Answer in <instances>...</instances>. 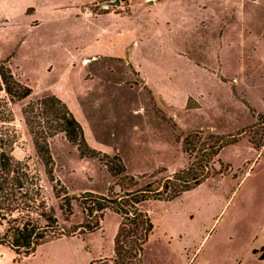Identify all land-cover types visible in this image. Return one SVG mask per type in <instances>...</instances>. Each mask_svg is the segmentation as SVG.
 <instances>
[{
    "label": "rangeland",
    "instance_id": "1",
    "mask_svg": "<svg viewBox=\"0 0 264 264\" xmlns=\"http://www.w3.org/2000/svg\"><path fill=\"white\" fill-rule=\"evenodd\" d=\"M33 1L44 9L43 1ZM259 1L262 10L245 8L239 25L219 39L200 38L198 31L206 30L203 25L209 30L222 26L225 11L210 7L199 23L193 0L168 1L166 6L178 4L185 12L174 16L166 7L155 9L157 0H104L81 7L85 19L112 12L124 17V53L118 56L98 55L103 42L88 25L66 23L79 11L58 10L55 27L42 24L34 33H25L23 25L10 26L0 16V60H7L15 78L31 88L29 97L11 104L10 126L15 131L11 156L39 174L60 226L75 231L27 257L0 246V264H88L89 248L104 258L112 256L110 235L116 216L105 212L104 234L97 230L79 234L76 227L84 224L85 216L78 202L72 200V215L65 217L52 196L55 184L44 173L21 114L22 106L49 95L71 111L87 145L109 155V160L101 155L100 159L119 166L112 159L117 155L125 167L122 175L113 176L102 160L81 157L62 133L53 135L47 139L53 177L70 197L85 192L113 197L124 190V175L159 172L141 179L144 184L192 163L199 173L197 166L209 161L204 180L208 184L172 201L141 204L153 223L142 256L145 263L185 264L186 256H193L194 264H234L236 256L241 264H259L251 256L264 255V0ZM133 12L135 20L141 17L147 38L137 39L131 47ZM24 35L41 43L36 61L30 62L31 51L20 47ZM112 45L116 43L109 36L108 46ZM156 47L164 54L160 56ZM45 59L50 67L42 70L39 63ZM236 133L241 136L235 149L226 148L221 157L201 156L216 137ZM187 135L190 154L182 146Z\"/></svg>",
    "mask_w": 264,
    "mask_h": 264
},
{
    "label": "trees",
    "instance_id": "2",
    "mask_svg": "<svg viewBox=\"0 0 264 264\" xmlns=\"http://www.w3.org/2000/svg\"><path fill=\"white\" fill-rule=\"evenodd\" d=\"M30 95L31 88L15 78L7 66V60H0V246L23 257L33 254L45 243L71 236L75 232L60 226L39 174L26 162L17 161L11 156L10 147L15 139V131L10 126L13 121L11 104ZM21 114L44 173L49 182L55 184L51 186V192L53 198L60 202L59 211L65 217L71 216V202L75 200L85 216L84 224L76 227L78 233L100 229L106 211L119 217L112 256L92 260L88 264H145L142 256L153 231V223L141 204L148 201H172L200 185L209 175V161L197 166L199 173L196 172V165L192 163L184 170L144 184H140L141 179L153 178L159 172L136 177L124 175L121 184L124 190L113 197L89 192L77 198L70 197L53 177L47 139L62 133L76 147L81 157L99 158L101 154L87 145L80 123L56 96L49 95L28 102L22 106ZM240 136L241 133H236L216 137L213 143L203 148L201 156H218L223 147L238 142ZM190 138L191 135H187L182 141L183 152L189 154L192 151L189 148ZM101 156L109 160V155ZM104 159L100 160L111 175L120 176L125 172V167L117 155L112 159L118 161L119 166Z\"/></svg>",
    "mask_w": 264,
    "mask_h": 264
},
{
    "label": "crops",
    "instance_id": "3",
    "mask_svg": "<svg viewBox=\"0 0 264 264\" xmlns=\"http://www.w3.org/2000/svg\"><path fill=\"white\" fill-rule=\"evenodd\" d=\"M43 1V6L44 9H39L36 7V5L33 3V0H0V16L3 17V21L7 24H10L16 27H18L19 25H23L24 26V32H29V33H34L37 30H39L42 24H45V26H49V27H55V23L57 22L56 19V12L58 10H76L79 11V14H72V19L71 18H66L65 21L67 22H71L73 21L74 24H80L83 23L86 26H89V30L90 32L93 34H97L99 33L100 39L102 40L103 44H102V48L99 51L98 55H102V56H118L120 54L124 53V49H123V33H124V17L122 15H120L117 12H112V13H102V14H96L94 15V17L91 15L89 17V19H85V15L86 13H83L81 11V7H86V6H90V5H95L98 3L103 2L104 0H41ZM168 1L171 0H157L156 3H154L153 5L156 6L155 9L158 8H168L170 10V13L174 16V15H182L184 14L183 11L180 10V6L178 4L176 5H171V6H166ZM173 1H177V0H173ZM65 3H69L70 5H68L67 7H62L59 8L58 6L61 4ZM116 2V0H115ZM194 5L197 6V8H199L198 12H197V21H199V23H203L204 21V17L206 16V14H208V8L212 7V9H215L216 7L223 9V11H225V14L227 16H225V18L220 21V22H224V24L222 26H217L215 29L216 30H209V28H207L206 26L203 25V27L206 28V30H204V28L201 31H198L199 33V37L200 38H206V37H210V38H221L224 36L225 32L228 30H230L231 28H235V26L238 24L239 25V17L242 18L244 15V10L245 8H252V7H256L262 10L261 7V2L259 0L254 1L258 4H253L251 2L248 3H244V2H239L238 0H213V4L211 5L210 2L206 1V0H193ZM169 5V4H168ZM255 8V9H256ZM224 16V15H223ZM222 16V17H223ZM67 17H69V15H67ZM132 18H133V22H132V26H131V35L133 36V38L135 39L134 42H132V45H135L137 39L143 37V38H147L145 36L146 32H145V26H141V22L140 19L141 17L139 16V18L137 20H135V13L133 12L132 14ZM84 19V20H83ZM92 21H95V25H92ZM97 24V25H96ZM87 29V28H86ZM77 28L73 27L70 29V31L73 33V35H75ZM69 31V32H70ZM137 34H134V33ZM137 35V36H136ZM27 35H24L21 37V41L19 42L20 47L25 48L26 50H30V52H28L30 54V62L36 61L33 58L38 57L41 49L39 47V45H41V43L37 44V43H32L29 41L28 38H26ZM111 37L113 39V41H115L116 46H108V37ZM159 55H163L164 52H161L160 50L157 49ZM164 51V50H163ZM39 65H42V70L48 68V66L50 65V61L49 59H45L44 61H41L39 63ZM133 66L137 67V69L141 70L139 66L132 64ZM50 67V66H49ZM148 84V82H146ZM238 143L232 144V145H228L226 147H223L220 152H219V157H221L222 152L226 149V148H233L235 149V147L237 146ZM255 152L257 153V151L255 150ZM262 160V159H260ZM209 182L206 180L204 182H202L200 185H198L195 188H199L205 184H208ZM194 188V189H195ZM193 190V189H192ZM191 191V190H190ZM187 191L183 194H187ZM180 197V196H179ZM223 210H220V213ZM149 213V211H148ZM150 215V213H149ZM108 215H104L103 220L101 222V227L100 229H98L96 232L100 231L102 234H104L105 231V221ZM109 216H116L114 217L115 222H114V227L112 229V233L110 235V239H114V236L117 232L118 229V224H119V217L114 214L112 212V214H110ZM217 218V217H216ZM150 237V236H149ZM204 238V237H203ZM202 238V240H203ZM264 248V246H261ZM256 249V248H253ZM264 250V249H263ZM102 254V252H99L97 250L93 251V249H90L86 251V255H87V261H92V260H97L100 258H104L105 255H100ZM251 256L252 258L259 264H264V255L263 256H257L256 254H252L251 252ZM192 257H188L186 256L185 258V264H194L195 260L192 261ZM143 260V257H142ZM235 263L234 264H241L240 261H238L237 257L235 256ZM143 263H145L143 261ZM148 263V262H147ZM145 263V264H147Z\"/></svg>",
    "mask_w": 264,
    "mask_h": 264
},
{
    "label": "bare ground",
    "instance_id": "4",
    "mask_svg": "<svg viewBox=\"0 0 264 264\" xmlns=\"http://www.w3.org/2000/svg\"><path fill=\"white\" fill-rule=\"evenodd\" d=\"M87 62V61H86Z\"/></svg>",
    "mask_w": 264,
    "mask_h": 264
}]
</instances>
